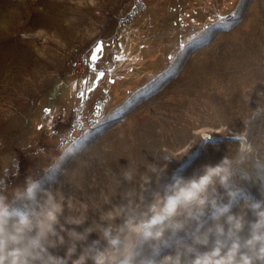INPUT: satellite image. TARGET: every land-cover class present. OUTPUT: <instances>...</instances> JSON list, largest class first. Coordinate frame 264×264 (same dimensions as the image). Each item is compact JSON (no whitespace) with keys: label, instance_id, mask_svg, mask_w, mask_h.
<instances>
[{"label":"rangeland","instance_id":"374dc122","mask_svg":"<svg viewBox=\"0 0 264 264\" xmlns=\"http://www.w3.org/2000/svg\"><path fill=\"white\" fill-rule=\"evenodd\" d=\"M135 2L112 11L115 0H0V180L9 188L45 180L64 196L62 223L84 217L66 225L77 231L121 225L115 213L129 192L149 202L185 163L188 177L228 157L230 183L262 198L245 176L264 172V0H139L143 10L128 20ZM87 11L97 23H84ZM110 13L112 25L100 24ZM75 57L89 68L73 72ZM98 71L105 76L89 92L85 81ZM45 87L56 93L48 112ZM80 142L86 147L65 159ZM148 164L166 168L159 183ZM99 238L93 231L89 242Z\"/></svg>","mask_w":264,"mask_h":264},{"label":"clouds","instance_id":"9594fccd","mask_svg":"<svg viewBox=\"0 0 264 264\" xmlns=\"http://www.w3.org/2000/svg\"><path fill=\"white\" fill-rule=\"evenodd\" d=\"M85 147L86 142L77 143L65 159ZM231 164L224 157L188 177L183 175L187 164H181L162 188L152 191L149 202L141 195L137 204L135 193L127 194L128 205L115 213L123 217L121 225L97 224L83 231L66 226L82 224L83 216L61 222L64 196L46 187L45 180L28 176L14 188L0 180V264H264V172L245 176L260 184L262 198L256 199L230 183ZM147 168L157 183L166 172L155 164ZM54 175L50 170L46 179ZM125 176L130 180L132 173ZM143 181L150 185L152 176L145 174ZM93 231L100 238L89 242Z\"/></svg>","mask_w":264,"mask_h":264},{"label":"snow or ice","instance_id":"6c2138e0","mask_svg":"<svg viewBox=\"0 0 264 264\" xmlns=\"http://www.w3.org/2000/svg\"><path fill=\"white\" fill-rule=\"evenodd\" d=\"M234 15H235V13H233V16ZM220 19L223 20L224 18L221 17ZM218 27H227V25L226 24H222V25H218ZM102 52H103V45L102 44H98L96 46V48L94 49V51L92 52V54L90 55V61L93 62V64H94L96 61H98V59L101 58ZM116 59L120 60V59H123V57L117 56ZM104 76H105V73L103 71H98L97 76H96V82L85 81L86 84H90L91 85L90 87L87 88V91H89V92L93 91L95 86H96V83L99 80H101ZM80 96H81V99L83 100L85 98V93L81 92ZM48 111H49V109H45V112H48ZM233 139L240 140V139H243V137H233Z\"/></svg>","mask_w":264,"mask_h":264},{"label":"crops","instance_id":"0c3cea01","mask_svg":"<svg viewBox=\"0 0 264 264\" xmlns=\"http://www.w3.org/2000/svg\"><path fill=\"white\" fill-rule=\"evenodd\" d=\"M119 0H115V4H113V8H112V11L114 10V7H115V5H116V3L118 2ZM134 2H135V0H134ZM109 10H110V8H109ZM111 11V12H112ZM113 13V12H112ZM91 15L93 16V14H91V13H89L88 11L87 12H85L84 14H83V16H82V18H86V20L84 19V23L86 24V25H90V24H93V23H97V22H90V17H91ZM94 17V16H93ZM114 17H117V16H115V14H111L110 13V15H105L104 17H103V20L101 21H99L100 22V24L102 23V24H105V25H112V22L114 21L113 20V18ZM105 35V34H104ZM41 67H43V66H41ZM46 67H47V69L49 68L48 67V65H46ZM49 70V69H48ZM51 71H53L52 69H51ZM82 71H84V70H82ZM45 88H47V89H45ZM45 88H43L42 90H44V91H42V92H44V97H45V95H46V92L49 90V89H51V88H49V87H45ZM40 91V90H39ZM38 91V92H39ZM37 93V92H36ZM35 92H34V94L33 95H35L36 94ZM32 95V94H31ZM38 95L40 96L41 95V93L39 92L38 93Z\"/></svg>","mask_w":264,"mask_h":264},{"label":"built area","instance_id":"2783aa9c","mask_svg":"<svg viewBox=\"0 0 264 264\" xmlns=\"http://www.w3.org/2000/svg\"><path fill=\"white\" fill-rule=\"evenodd\" d=\"M228 18H231L230 14L225 16V19ZM69 66L73 72H79L85 70L86 68H89V62L86 57H75L69 61Z\"/></svg>","mask_w":264,"mask_h":264},{"label":"trees","instance_id":"16d2710c","mask_svg":"<svg viewBox=\"0 0 264 264\" xmlns=\"http://www.w3.org/2000/svg\"><path fill=\"white\" fill-rule=\"evenodd\" d=\"M141 10H143V4L139 3V0L135 2V6L132 8V10L129 12V14L127 15V19L130 20L132 17H134L136 14H138L139 12H141ZM52 90L49 89L46 93L47 94H53L51 92ZM46 94V95H47ZM46 98V97H45ZM53 98H56V93L53 94ZM55 100V99H54ZM56 101V100H55ZM54 101V102H55Z\"/></svg>","mask_w":264,"mask_h":264},{"label":"flooded vegetation","instance_id":"af4514ba","mask_svg":"<svg viewBox=\"0 0 264 264\" xmlns=\"http://www.w3.org/2000/svg\"><path fill=\"white\" fill-rule=\"evenodd\" d=\"M46 99H47L48 101L46 102V107L44 108V110H45V109H48V105H49L50 101H51L52 99H54V98H53V94H47V95H46ZM53 103H54V102H53Z\"/></svg>","mask_w":264,"mask_h":264}]
</instances>
